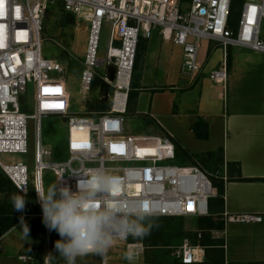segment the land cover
<instances>
[{"label": "built area", "instance_id": "obj_1", "mask_svg": "<svg viewBox=\"0 0 264 264\" xmlns=\"http://www.w3.org/2000/svg\"><path fill=\"white\" fill-rule=\"evenodd\" d=\"M51 1L0 0V170L21 195L32 189L39 209L34 215L42 219L35 190L42 188L41 171L49 169L55 184L60 182L76 192V179L68 173L77 167V157L88 161L86 167L103 165L111 175L119 177L122 183L117 198L133 205L149 203L154 210L152 217L207 215L209 198L215 196L216 188L198 164L175 163L170 135L158 130L152 134L124 131L137 42L140 37L148 38L155 29L161 40L181 47L180 73L193 75L201 66L197 56L201 41H212L221 48L222 57L208 77L224 93L228 47L264 53V38L259 35L264 24V0H243L235 30L227 23L230 0H187L185 10L179 0H60L64 11L85 24L79 94L85 97L92 86L99 92L100 83H107V108L80 114L69 113L67 85L58 76L60 62L41 56L42 25ZM104 25L108 26V36L104 53L99 55ZM109 67L113 68L111 80L107 78ZM28 81L34 87L31 113L22 111L17 100ZM45 116L66 119L64 160L43 159L50 152L41 145L39 135L41 118ZM27 119L35 127L30 172L20 160L1 158L2 154L26 153ZM222 216L225 223L261 220V215L251 212H223ZM113 244L123 246L126 258H135L146 248L141 237L132 235L115 237ZM171 254L179 264H191L201 260L202 250L183 238L172 247ZM99 258L104 264L105 254Z\"/></svg>", "mask_w": 264, "mask_h": 264}, {"label": "crops", "instance_id": "obj_2", "mask_svg": "<svg viewBox=\"0 0 264 264\" xmlns=\"http://www.w3.org/2000/svg\"><path fill=\"white\" fill-rule=\"evenodd\" d=\"M183 1L187 0H179L180 4ZM138 43L137 88L127 111L136 112L137 107V113L145 115L158 131L197 155L195 163L222 184L221 197L216 190L209 198L208 214L197 216V226L185 234L202 250L201 260L191 264H264V53L228 47L223 93L208 77L222 57L221 48L212 41L200 45L201 66L193 75L180 73L181 47L161 40L155 29ZM197 118L206 123L204 139L194 137L190 130ZM207 166L216 168V175ZM223 212L256 213L261 220L225 223ZM19 247L14 241L0 242V264H30L33 254ZM130 264L179 263L174 258L173 262Z\"/></svg>", "mask_w": 264, "mask_h": 264}, {"label": "rangeland", "instance_id": "obj_3", "mask_svg": "<svg viewBox=\"0 0 264 264\" xmlns=\"http://www.w3.org/2000/svg\"><path fill=\"white\" fill-rule=\"evenodd\" d=\"M243 2V0H242ZM188 1L181 3L182 9H187ZM241 1L237 7L240 9ZM64 10L60 0H52L46 8L42 31H41V56L44 58L56 59L61 64V70L58 76L62 77L67 85L68 98H69V113L80 114L92 109L91 105L96 99H100L97 88L91 87L89 93L82 97L79 94V75L82 68V54L85 43V24L84 22L76 18L73 24L66 23L64 19ZM238 14L233 17V30L237 25ZM261 38H264V24H262L260 33ZM108 36V26L104 25L100 32L99 39V55H103L106 41ZM205 40L201 41L202 42ZM99 73H102L98 69ZM33 83L28 81L26 84V90L24 94L17 97L18 102L21 104L22 111L25 113H31L33 104ZM127 111L124 122V131L129 134H152L157 132V126L147 120V117L143 114H139L138 108ZM92 116V115H90ZM66 119L58 116H45L41 118L40 122V142L41 145L49 150V154H46L43 159L46 161H61L67 157V150L65 147L67 138ZM148 123H147V122ZM150 123V124H149ZM27 132V150L26 153H12L2 154L1 158L4 161L20 160L26 164L29 172L32 170V155L34 148L35 127L31 119L26 121ZM178 164L177 162H175ZM200 166V164H199ZM201 167V166H200ZM216 168L208 167L207 171L212 176L216 175ZM30 176V175H29ZM41 183L42 188L47 189L49 186L55 184V177L49 169H43L41 171ZM30 190H32L30 188ZM17 195V192H12L6 195V193L0 192V205L4 203H12V198ZM29 207L31 211L39 213L36 200L33 193H29L26 196L25 209ZM24 209V210H25ZM150 222L158 225L153 227L147 241L146 248L139 253L135 258H126L123 253V246L119 244H113L105 253L104 264H130L140 260H148L150 262H173L174 256L171 254L172 247L178 245L180 240L186 238L188 230L197 226V216L182 215L174 217H150ZM13 230L6 234V231L0 235L4 240L1 243H5L7 240L14 241L16 245L19 244V248L26 252H31L33 255L30 258V264H45L44 258L49 253L52 254V258L49 264H66V261L60 257L56 249L52 247L49 242V233L51 232L45 227L43 219L41 218V241L30 236L27 237L23 234V227L14 225ZM184 236V237H183ZM144 237H141L143 240ZM135 241L138 239H134ZM144 242V241H143ZM145 244V243H144ZM5 246V245H4ZM76 264H100L99 255L89 254L84 257H78Z\"/></svg>", "mask_w": 264, "mask_h": 264}, {"label": "clouds", "instance_id": "obj_4", "mask_svg": "<svg viewBox=\"0 0 264 264\" xmlns=\"http://www.w3.org/2000/svg\"><path fill=\"white\" fill-rule=\"evenodd\" d=\"M87 163L85 158L77 157V167L68 173L76 179V192L60 182L47 189L35 188L43 223L59 234L61 239L55 242V249L66 264H76L78 257L89 254L103 256L115 237H144L153 227H158L150 222L154 210L149 203L133 205L117 198L121 190L120 178L111 175L103 165L89 168ZM12 205L23 212L26 192L14 195ZM21 224L23 234L29 236L30 230L23 217ZM51 258V253L45 256V264H49Z\"/></svg>", "mask_w": 264, "mask_h": 264}, {"label": "trees", "instance_id": "obj_5", "mask_svg": "<svg viewBox=\"0 0 264 264\" xmlns=\"http://www.w3.org/2000/svg\"><path fill=\"white\" fill-rule=\"evenodd\" d=\"M242 0H230L229 4V12H228V19L227 23L229 27H233V17L238 14H240V9L237 10V7ZM64 19L66 23L73 24L75 16L67 11H64ZM238 20V19H237ZM139 42V40H138ZM137 42L136 46V52L134 57V63H133V71H132V77L130 82V90L128 91V100L129 98L133 97L135 94V88H137V79H138V73H137V67L138 63L141 57V53L139 52V43ZM228 64V54L226 56V66ZM128 105V104H127ZM92 109L89 111H101L107 108V102L100 101V99H96L95 102L91 105ZM190 130L192 131L194 137L204 139L207 137V126L206 123L200 119L197 118L196 121L190 126ZM174 146H175V162L178 164H192L195 163V159L198 157L195 154L190 153L187 151L184 147H182L179 143L174 141L172 139ZM236 178H240L238 171H236ZM212 184L217 190L218 196L221 197L222 195V184L215 178L209 177ZM0 192L1 193H12L17 192V194H20L19 191L15 188V186L12 184L10 179L0 170ZM31 193H33L30 188L28 189L26 196ZM36 214V212L31 211L29 207H27L23 212L17 211L12 203H4L0 205V234L5 232L8 228H10L12 225L19 223L21 226V217H23L24 222L29 227V236L37 239L38 241H41L42 235H41V218ZM61 239L59 234L52 230L49 233V242L51 243L52 247L55 248V242L57 240ZM149 238L144 236L143 241L145 245H147V240Z\"/></svg>", "mask_w": 264, "mask_h": 264}, {"label": "water", "instance_id": "obj_6", "mask_svg": "<svg viewBox=\"0 0 264 264\" xmlns=\"http://www.w3.org/2000/svg\"><path fill=\"white\" fill-rule=\"evenodd\" d=\"M112 75H113V68L109 67L108 68V80L112 79ZM99 97H100V101L106 102L107 100V83L102 81L100 83V88H99Z\"/></svg>", "mask_w": 264, "mask_h": 264}, {"label": "snow or ice", "instance_id": "obj_7", "mask_svg": "<svg viewBox=\"0 0 264 264\" xmlns=\"http://www.w3.org/2000/svg\"><path fill=\"white\" fill-rule=\"evenodd\" d=\"M252 11L255 12V9H252ZM45 107H47V105H45ZM56 107H62V105H56ZM74 146L79 148L82 147L83 145H74ZM113 150H115V148Z\"/></svg>", "mask_w": 264, "mask_h": 264}]
</instances>
